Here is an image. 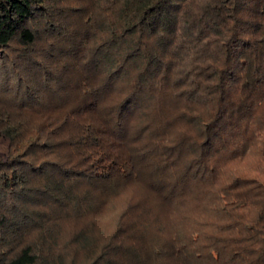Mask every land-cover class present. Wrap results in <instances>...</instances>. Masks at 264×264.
Returning <instances> with one entry per match:
<instances>
[{
    "label": "trees",
    "instance_id": "1",
    "mask_svg": "<svg viewBox=\"0 0 264 264\" xmlns=\"http://www.w3.org/2000/svg\"><path fill=\"white\" fill-rule=\"evenodd\" d=\"M0 133V264H264V0H0Z\"/></svg>",
    "mask_w": 264,
    "mask_h": 264
},
{
    "label": "rangeland",
    "instance_id": "2",
    "mask_svg": "<svg viewBox=\"0 0 264 264\" xmlns=\"http://www.w3.org/2000/svg\"><path fill=\"white\" fill-rule=\"evenodd\" d=\"M10 153V139L6 137L3 133H0V162L6 160ZM97 230L94 234L101 236V234L109 228L111 225V220L103 218ZM106 219V220H105ZM108 233V232H107Z\"/></svg>",
    "mask_w": 264,
    "mask_h": 264
}]
</instances>
